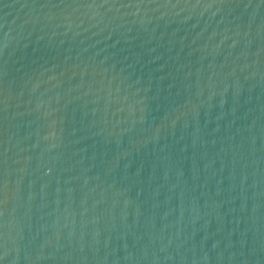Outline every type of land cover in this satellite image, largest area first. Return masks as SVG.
<instances>
[{
	"label": "water",
	"instance_id": "1",
	"mask_svg": "<svg viewBox=\"0 0 264 264\" xmlns=\"http://www.w3.org/2000/svg\"><path fill=\"white\" fill-rule=\"evenodd\" d=\"M0 264H264V0H0Z\"/></svg>",
	"mask_w": 264,
	"mask_h": 264
}]
</instances>
